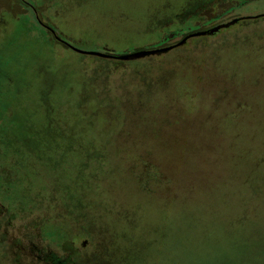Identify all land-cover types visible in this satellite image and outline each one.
Masks as SVG:
<instances>
[{
    "label": "rangeland",
    "instance_id": "374dc122",
    "mask_svg": "<svg viewBox=\"0 0 264 264\" xmlns=\"http://www.w3.org/2000/svg\"><path fill=\"white\" fill-rule=\"evenodd\" d=\"M29 1L58 39L112 55L239 20L112 60L0 0V154L29 181L5 203L15 235L85 239L77 264H264V0Z\"/></svg>",
    "mask_w": 264,
    "mask_h": 264
},
{
    "label": "flooded vegetation",
    "instance_id": "af4514ba",
    "mask_svg": "<svg viewBox=\"0 0 264 264\" xmlns=\"http://www.w3.org/2000/svg\"><path fill=\"white\" fill-rule=\"evenodd\" d=\"M12 2L14 4V1ZM12 2H11V5H12ZM41 2L42 0H40V5H41ZM20 5L27 7V9L31 11L32 16L34 17L35 23L37 26H39L45 32H48L52 36L55 42H59L60 44L66 46L64 41L54 36L53 32L40 21L37 11L35 9V6H33L29 0H18L17 6H20ZM42 6L44 5L42 4ZM5 12L7 14L12 15V13L9 11H5ZM23 14H25V12H23ZM217 25H220V24H216L215 26H212L209 28L212 29L216 27ZM219 30L220 29H218L217 32ZM203 31H208V29L206 28L198 32H203ZM2 138H3V135H2ZM2 160H3V155L0 154V190L2 191L3 196L6 197V198L4 197L0 198V242H3V243L8 242L11 248L12 247L14 248L15 253L13 251H11L10 253V257L12 258L11 261L13 262V264H24V263L26 264H77L74 261L73 256L81 255L80 254L81 249L85 247V243H86L85 239H82L80 241L79 243L80 249L78 248L72 249L71 247H68L65 250H61L60 252H58V251H52L50 248L48 247L46 248V246L44 247L41 246L38 248L33 243L32 238L31 240L29 239L30 232L24 233V236H23L24 241H22L21 239L18 238V236L15 235L16 234L15 228H14L15 224H14V220L11 218L12 212L10 213L9 210L6 209V204L9 203V201L11 202L12 200H16V198L13 199L11 196L12 195L11 191L14 190L16 186L19 187L20 191H24V190L28 191L27 190L28 189L27 185L29 182L27 179L28 174L26 173L23 174L24 172L22 173L24 179L15 178L12 175V172L10 171V168H9L10 161H11L10 157L6 161H2ZM19 180H21L22 182H20ZM27 203H28V200H27ZM31 203L30 204L28 203V206L26 204V207L29 208L30 206H32ZM28 212H30V209L28 210ZM40 231H41L40 228H37L35 232V235H36L35 238L41 239V236H43L41 235L43 232V229L41 232ZM0 257H1V254H0ZM8 263L10 264V261Z\"/></svg>",
    "mask_w": 264,
    "mask_h": 264
},
{
    "label": "water",
    "instance_id": "95a60500",
    "mask_svg": "<svg viewBox=\"0 0 264 264\" xmlns=\"http://www.w3.org/2000/svg\"><path fill=\"white\" fill-rule=\"evenodd\" d=\"M262 16H264V14L256 15L254 18L262 17ZM238 20L239 19L234 18V19L230 20L229 22L217 25L216 27H214L208 31L195 32V33L187 34L178 43H176L175 45H171L170 47L153 49V50H146V51L136 52V53H132V54H126V55H112V54H106V53H101V52H84V51H80L78 49H75L74 47H72L66 43H65V45L69 50H71L75 53H78V54H82V55H91V56L98 57V58L112 59V60H132V59L141 58L144 56L158 55L160 53H164V52L168 51L169 49H171L175 46H179V45L183 44L184 41L189 39V38L204 35V34H211L215 31H217L218 29L225 28V27H228L229 25L236 23Z\"/></svg>",
    "mask_w": 264,
    "mask_h": 264
},
{
    "label": "trees",
    "instance_id": "16d2710c",
    "mask_svg": "<svg viewBox=\"0 0 264 264\" xmlns=\"http://www.w3.org/2000/svg\"><path fill=\"white\" fill-rule=\"evenodd\" d=\"M216 13V15L215 16H218V15H220V13L219 12H215V11H212V13L211 14H215ZM231 19V18H230ZM227 21V20H226ZM226 21H222V22H226ZM214 25H216V24H214ZM214 25H212V26H214Z\"/></svg>",
    "mask_w": 264,
    "mask_h": 264
}]
</instances>
